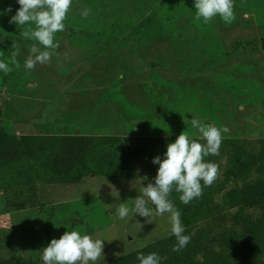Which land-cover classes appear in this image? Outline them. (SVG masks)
Masks as SVG:
<instances>
[{"label":"rangeland","instance_id":"obj_1","mask_svg":"<svg viewBox=\"0 0 264 264\" xmlns=\"http://www.w3.org/2000/svg\"><path fill=\"white\" fill-rule=\"evenodd\" d=\"M233 4L226 24L196 20L194 0H72L50 63L28 70L32 44L45 49L21 35L34 22H9L17 0H0V61L12 68L0 70V261L43 264L44 247L75 230L103 240L95 264H140L156 243L160 264H264V203L230 198L264 184V0ZM193 118L230 132L209 155L219 174L201 181L203 195L185 205L170 194L191 236L174 252L170 214L149 222L131 209L155 182L153 158L181 132L204 143ZM64 134L97 146L83 165L51 174Z\"/></svg>","mask_w":264,"mask_h":264},{"label":"clouds","instance_id":"obj_2","mask_svg":"<svg viewBox=\"0 0 264 264\" xmlns=\"http://www.w3.org/2000/svg\"><path fill=\"white\" fill-rule=\"evenodd\" d=\"M20 7L16 14L10 18V23L25 25L34 22L35 29L22 31L25 38L37 41L44 47L41 51L37 43L30 48V55L25 62V68L33 70L37 63H50L55 49L59 47L54 42V34L65 30L64 20L71 7L72 0H17ZM233 0H194L196 20L203 19L208 23L213 17H219L226 23L231 24L234 19ZM7 11H11L9 7ZM88 9L82 12L83 16L89 14ZM52 50V51H49ZM16 53L12 54V63H16ZM0 70L5 73L11 72L12 68L0 61ZM191 125L199 133V139H190L181 132L176 139L167 145L163 159L160 156L153 158V163L158 164L154 183H148L141 189L142 195L134 199L133 214L146 217L149 222L152 217L170 214L171 234L175 236L177 243L172 251L180 252L191 241L190 235H185V228L181 222V213L169 199L173 189L181 193L180 201L187 205L194 199L203 195V186L210 187L218 178L219 168L216 163L206 162L205 157L218 156L222 143V133H229L227 126L217 128L215 125L203 124L193 118ZM155 205L153 212L147 205L148 202ZM120 219H126L130 209L125 204H120L116 209ZM103 240L93 239L91 236L81 235L78 231H66L59 239L53 238L44 247L42 253L43 264H95L103 253ZM140 264H160V256L153 252L148 255L138 254Z\"/></svg>","mask_w":264,"mask_h":264},{"label":"trees","instance_id":"obj_3","mask_svg":"<svg viewBox=\"0 0 264 264\" xmlns=\"http://www.w3.org/2000/svg\"><path fill=\"white\" fill-rule=\"evenodd\" d=\"M96 141L89 135L64 134L61 137V146L53 152L48 161V172L51 174H62L71 171L76 163L81 165L85 157L97 146ZM210 162L209 156L204 158ZM234 203L247 205H261L264 203V184L250 186L246 189L235 190L230 194ZM155 245H147L142 248V253L148 255L155 251ZM0 264H26L19 256L13 255L8 259L1 260Z\"/></svg>","mask_w":264,"mask_h":264}]
</instances>
